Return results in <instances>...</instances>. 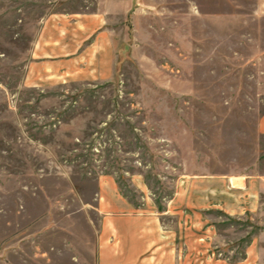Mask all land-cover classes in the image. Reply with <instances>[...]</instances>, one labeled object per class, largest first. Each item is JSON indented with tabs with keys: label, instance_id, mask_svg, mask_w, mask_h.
<instances>
[{
	"label": "rangeland",
	"instance_id": "1",
	"mask_svg": "<svg viewBox=\"0 0 264 264\" xmlns=\"http://www.w3.org/2000/svg\"><path fill=\"white\" fill-rule=\"evenodd\" d=\"M109 1L0 0V264H96L101 176L186 264H264V0H122L113 74L45 79Z\"/></svg>",
	"mask_w": 264,
	"mask_h": 264
},
{
	"label": "crops",
	"instance_id": "2",
	"mask_svg": "<svg viewBox=\"0 0 264 264\" xmlns=\"http://www.w3.org/2000/svg\"><path fill=\"white\" fill-rule=\"evenodd\" d=\"M121 1L110 0L107 3L108 9L102 8L97 13L84 15L81 20L73 22V28H84L90 35L83 56L73 58V55L67 54L68 45L63 41L60 30L54 37L40 39V59L49 64L42 68L47 76L45 79L99 81L113 74V28H117L114 21L120 16L117 15L120 14L117 9ZM130 1L131 8L138 4L137 0ZM137 9L136 7L135 10ZM53 27L56 25L50 26ZM58 28H67V25L64 23ZM43 39L48 42L42 43ZM98 58L109 63L104 74L93 75V71L86 73L72 69L73 60L84 68ZM100 66L104 68L106 64L102 63ZM36 74L38 73H34V77H37ZM261 130L264 132V118ZM96 184L98 191L95 209L99 220L95 247L96 264H186L184 246L173 243L174 237L162 227L159 215L139 211L133 202L122 195L119 183L114 177L101 176Z\"/></svg>",
	"mask_w": 264,
	"mask_h": 264
}]
</instances>
